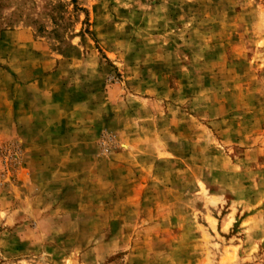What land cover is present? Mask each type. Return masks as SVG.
Segmentation results:
<instances>
[{"label":"rangeland","instance_id":"rangeland-1","mask_svg":"<svg viewBox=\"0 0 264 264\" xmlns=\"http://www.w3.org/2000/svg\"><path fill=\"white\" fill-rule=\"evenodd\" d=\"M3 32L0 264H264V0H0Z\"/></svg>","mask_w":264,"mask_h":264},{"label":"crops","instance_id":"crops-1","mask_svg":"<svg viewBox=\"0 0 264 264\" xmlns=\"http://www.w3.org/2000/svg\"><path fill=\"white\" fill-rule=\"evenodd\" d=\"M8 34L9 33H6V32H3L0 34V50H3L4 48H6V45L8 44L7 43V40L9 39L8 38ZM23 36H26L25 33H22V32H14L13 33V37L12 38H17V41L15 43H25L26 42V39L23 38ZM15 40V39H14Z\"/></svg>","mask_w":264,"mask_h":264}]
</instances>
